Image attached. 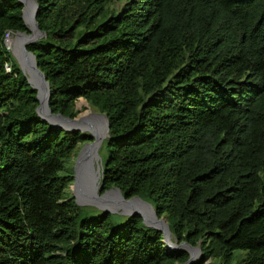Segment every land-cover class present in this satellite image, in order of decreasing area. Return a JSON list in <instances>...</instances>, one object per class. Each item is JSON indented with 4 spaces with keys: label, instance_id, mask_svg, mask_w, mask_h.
<instances>
[{
    "label": "trees",
    "instance_id": "1",
    "mask_svg": "<svg viewBox=\"0 0 264 264\" xmlns=\"http://www.w3.org/2000/svg\"><path fill=\"white\" fill-rule=\"evenodd\" d=\"M36 1L45 36L28 49L52 111L75 118L84 98L109 119L100 193L152 204L179 242L201 245L194 264L235 250L264 264V0ZM23 8L0 0V264L187 261L141 216H89L68 192L94 137L38 115L5 44L29 32Z\"/></svg>",
    "mask_w": 264,
    "mask_h": 264
},
{
    "label": "water",
    "instance_id": "2",
    "mask_svg": "<svg viewBox=\"0 0 264 264\" xmlns=\"http://www.w3.org/2000/svg\"><path fill=\"white\" fill-rule=\"evenodd\" d=\"M19 1L24 4L23 18L29 32H15L16 36L18 35V39H16V36L14 37L15 49H12L8 44L10 36V32H8L5 44L7 49L15 56L22 71L27 76L28 82L37 90L39 105L36 111L38 115L51 125L67 131L88 132L94 137L93 141L86 142L81 146L74 163L75 179L71 189L75 202L80 206H94L101 211L113 214L121 213L127 217L141 216L146 226L153 227L163 233L164 242L169 250L175 253L186 252L189 254L187 261L177 264H194L202 255L201 245L193 246L187 241L179 242L171 231L167 219L159 217L152 204L137 196L126 198L119 187L100 193L99 185L102 170L100 148L110 134L109 119L106 114L99 111H93L92 114L75 118L52 111L50 107V83L44 72L39 68L35 54L28 49V45L45 36V32L41 30L37 21L38 2L36 0ZM27 13L31 18V22L27 20ZM102 131L106 132L104 140L99 139V134ZM207 264L220 263L210 259Z\"/></svg>",
    "mask_w": 264,
    "mask_h": 264
},
{
    "label": "rangeland",
    "instance_id": "3",
    "mask_svg": "<svg viewBox=\"0 0 264 264\" xmlns=\"http://www.w3.org/2000/svg\"><path fill=\"white\" fill-rule=\"evenodd\" d=\"M27 20L29 22H31V18L30 16L27 14ZM28 22V23H29ZM30 24V23H29ZM16 36L15 33H10V36L8 38V44L10 45V47L12 49H15V39L14 37ZM20 37V36H19ZM16 39H18V35L16 36ZM84 98H80L77 102H76V109L80 111V114L79 116H83V115H88V114H92L93 111H96L95 109H93L89 103L86 101V103L83 101ZM90 112V113H89ZM104 134V135H103ZM99 139L100 140H104V138H106V132L105 131H102L100 132L99 134ZM106 140V139H105ZM103 146V144H102ZM100 148V162L104 161L106 159V156H107V152H106V149L105 147H102ZM77 152L75 153V155H73L72 157V163L74 164L75 163V160H76V157H77ZM102 165V164H101ZM68 192L70 194H73L72 193V189H71V186L69 187L68 189ZM86 211L89 213V216L90 215H94V214H97V211L94 210L97 209V210H100L94 206H86ZM93 207V208H92ZM123 214H118V213H115L113 214V220L116 222V223H119V222H122L124 221V215L122 216ZM245 254V251L243 250H235L234 251V254H233V259L231 260V262H229L228 264H237V262L239 261L240 257L243 256ZM212 261H215L217 263H220V264H223V260L221 258H217L215 260H212Z\"/></svg>",
    "mask_w": 264,
    "mask_h": 264
},
{
    "label": "built area",
    "instance_id": "4",
    "mask_svg": "<svg viewBox=\"0 0 264 264\" xmlns=\"http://www.w3.org/2000/svg\"><path fill=\"white\" fill-rule=\"evenodd\" d=\"M7 68H8V70L10 71V67L8 66Z\"/></svg>",
    "mask_w": 264,
    "mask_h": 264
},
{
    "label": "bare ground",
    "instance_id": "5",
    "mask_svg": "<svg viewBox=\"0 0 264 264\" xmlns=\"http://www.w3.org/2000/svg\"><path fill=\"white\" fill-rule=\"evenodd\" d=\"M28 14V13H27ZM29 15V14H28ZM90 113V112H89ZM91 114V113H90ZM104 135V134H103ZM105 139V138H104Z\"/></svg>",
    "mask_w": 264,
    "mask_h": 264
}]
</instances>
